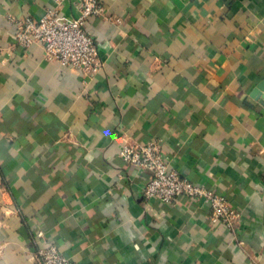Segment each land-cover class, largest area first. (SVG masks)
<instances>
[{"label": "crops", "instance_id": "crops-1", "mask_svg": "<svg viewBox=\"0 0 264 264\" xmlns=\"http://www.w3.org/2000/svg\"><path fill=\"white\" fill-rule=\"evenodd\" d=\"M102 1L86 74L10 18L79 0H0V264H38L45 241L75 264H264V0ZM150 139L240 211L233 229L203 200L144 197L151 173L118 151Z\"/></svg>", "mask_w": 264, "mask_h": 264}, {"label": "built area", "instance_id": "built-area-1", "mask_svg": "<svg viewBox=\"0 0 264 264\" xmlns=\"http://www.w3.org/2000/svg\"><path fill=\"white\" fill-rule=\"evenodd\" d=\"M79 15H62L57 8H50L43 16L10 17L14 25V36L19 45L29 48L40 44L49 60L80 70L96 73L103 66L95 38L87 29L88 20L105 14L102 0H79ZM126 163L151 173V179L143 189L146 199H158L173 205L182 196L192 200H203L209 205L213 222L233 229L240 211L220 193L212 188L192 181L176 169H172L163 155L160 139L147 141H124L118 151ZM44 238L43 231L38 233ZM38 264H75L61 249L45 241L37 251Z\"/></svg>", "mask_w": 264, "mask_h": 264}, {"label": "water", "instance_id": "water-1", "mask_svg": "<svg viewBox=\"0 0 264 264\" xmlns=\"http://www.w3.org/2000/svg\"><path fill=\"white\" fill-rule=\"evenodd\" d=\"M263 85H264V83H262L261 85H259V87L261 88V87H263ZM253 95H254L255 97H257V96L259 95V89H258V88L254 90Z\"/></svg>", "mask_w": 264, "mask_h": 264}]
</instances>
